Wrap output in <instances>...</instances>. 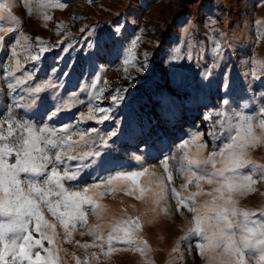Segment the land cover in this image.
Masks as SVG:
<instances>
[{"label": "rangeland", "instance_id": "1", "mask_svg": "<svg viewBox=\"0 0 264 264\" xmlns=\"http://www.w3.org/2000/svg\"><path fill=\"white\" fill-rule=\"evenodd\" d=\"M0 2L9 3L11 16L19 21L11 22L4 13L2 26L14 30L0 33L4 36L0 47V123L18 120L37 127L48 125L61 135L72 136L70 155L92 150L102 153L83 169L78 180L65 181L70 189L100 185L93 197L106 206L100 219L90 211L87 225L77 222L73 230L70 224L72 235L66 242L63 226L45 213V218L56 224L59 264H77V257L80 264H206L196 247L197 237L181 240L194 213L185 207L177 211L171 189L175 187L182 198L197 191L194 184L181 187L187 183L181 172L185 154L206 159L228 142L232 134L229 125L236 124L237 114L258 117L264 108V0ZM61 3L66 6L59 7ZM21 31L31 39L26 42L21 38L16 45ZM37 37L56 46L38 53ZM37 54L39 60L31 59ZM25 76L32 78L16 83ZM49 81L52 86L41 93L29 91ZM34 95L43 103L36 102ZM116 95L121 97L118 102L112 99ZM105 115L109 117L106 120L102 119ZM65 128L67 131H61ZM197 143L204 147L198 149ZM247 157L264 166V145L250 148ZM164 161L172 172L171 182ZM86 162L67 160L69 167ZM143 169L148 172L137 177L135 184L126 180L103 183L117 172ZM250 170L251 165L242 171ZM161 179L166 195L157 204ZM200 183L203 194L196 199L198 205L210 199L207 192L213 187ZM251 187L252 191L235 194V198L240 208L259 214L264 210V180ZM140 195L143 199L136 198ZM137 216L142 230L136 235L146 240L150 249L141 255L134 246L113 240L114 250L105 256L110 225ZM97 224V232L105 239L96 244H103V250L81 247L93 243L94 236L86 233ZM33 235L39 239L38 233ZM113 235L122 236L123 232ZM43 243L51 248L47 241Z\"/></svg>", "mask_w": 264, "mask_h": 264}, {"label": "snow or ice", "instance_id": "2", "mask_svg": "<svg viewBox=\"0 0 264 264\" xmlns=\"http://www.w3.org/2000/svg\"><path fill=\"white\" fill-rule=\"evenodd\" d=\"M65 6L63 3L59 4L61 8ZM5 12L8 13L11 22L19 23L16 17L11 16L10 4L0 2V33H10L14 30L11 26H2ZM44 19L50 17L45 16ZM21 38L26 42L31 39L21 31L15 41L16 45H20ZM139 39L138 37L137 41L132 42L133 46ZM3 40L4 36H0V47ZM36 42L38 53L49 51L56 46L49 45L39 37L36 38ZM28 47L31 48V45ZM12 54L16 55L15 47ZM40 58L39 54L31 56L33 60ZM16 66H19V59L16 60ZM31 78V76L17 78L16 83H24ZM96 82L99 83V78ZM50 86H52L50 81L47 84L40 83L29 91L39 94L45 87ZM8 87L12 88L13 85L9 84ZM33 98L36 102L43 103L41 97L34 95ZM112 99L118 102L121 97L116 95ZM55 115V112L51 114L52 117ZM237 115L239 119L236 124L229 125L232 134L229 135L228 142L219 150L210 153L206 159L191 158L185 154L181 172L187 177V183L181 187L187 189L188 185L194 184L197 191L182 198L175 187L171 189L177 200V211L185 207L194 213L191 226L181 240L197 237L196 247L200 255L205 257L206 264H249V261L264 264V210L257 214L255 211L242 209L235 198V194L245 195L253 190L251 187L253 184L264 180V166L256 165L247 157L250 148L264 145V108L260 109L258 117ZM108 118L107 115L102 117L105 120ZM112 135L115 136L116 133ZM83 138L84 134H81V139ZM71 141V135H61L60 131L48 125L37 127L28 121L18 120L0 123V264H59L61 249L56 239V224L45 218L46 212L63 226L66 242H70L72 235L69 231L70 224L73 230L77 222L82 226L87 225L90 211L100 219L101 211L106 206L93 198L97 195L95 190L100 185L70 189L65 187V181L78 180L83 169L95 158L102 157V153L99 150H92L70 155ZM103 143L106 144V141ZM64 146H67L68 151ZM185 146L187 147V142ZM203 147V144L197 143L198 149ZM65 156L67 160L87 162L69 167ZM163 163L167 180L171 182L172 172L169 171L167 161ZM250 165L253 170L244 173L242 170ZM146 172L148 169L138 172H117L103 183L112 185L114 180H126L135 184L136 178ZM201 181L213 187L207 192L210 199L198 205L196 199L203 194ZM159 187L161 191L156 193L157 204L159 198L166 195L163 179L160 180ZM140 191L143 193L145 190L141 188ZM128 194L132 193L129 191ZM103 195L104 193H99V196ZM136 198L143 199V196ZM164 211L167 212V209ZM121 224L124 227H120ZM110 227L111 231L106 238L109 250L104 253L105 256L114 250L111 247L113 240L129 247L134 246V250L141 255H145V249H150L148 242L136 235L138 230H142L139 216L118 221ZM99 228V224L90 226L86 234L94 236L93 243L80 246L85 249L101 247L103 250V244H96V241L105 239L97 232ZM117 231H122L123 235L114 236L113 233ZM33 233H38L39 239H36ZM43 241H47L51 248L45 247ZM42 252L47 255H42ZM92 256L97 258L95 253ZM76 259L77 264H80L79 258ZM148 264L152 262L149 261Z\"/></svg>", "mask_w": 264, "mask_h": 264}]
</instances>
